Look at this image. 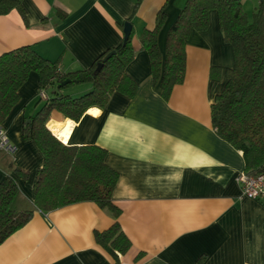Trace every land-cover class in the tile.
<instances>
[{
    "label": "crops",
    "instance_id": "1",
    "mask_svg": "<svg viewBox=\"0 0 264 264\" xmlns=\"http://www.w3.org/2000/svg\"><path fill=\"white\" fill-rule=\"evenodd\" d=\"M254 8L260 0H240ZM185 0H24L18 11L0 16V55L31 45L56 61L62 71L88 67L120 43L123 24L132 25L136 52L126 72L138 83L127 97L114 92L104 108L91 107L78 121L58 119L47 127L68 145H98L118 172L112 198L121 209L119 223L131 246L122 264H264V197H243L235 181L244 171L242 152L221 139L210 120V105L233 65L215 10L209 26L193 31L185 46V78L168 99L152 85L149 57L139 47L145 28L155 25L165 49L167 31ZM221 70L219 77L210 75ZM89 85L71 86V93ZM38 76L32 72L20 98L1 123L17 149L0 153V182L11 175L27 200L43 155L23 136V125L37 110ZM19 168L26 176L14 170ZM113 219L90 201L54 210H35L27 223L0 244V264H113L94 232Z\"/></svg>",
    "mask_w": 264,
    "mask_h": 264
},
{
    "label": "trees",
    "instance_id": "2",
    "mask_svg": "<svg viewBox=\"0 0 264 264\" xmlns=\"http://www.w3.org/2000/svg\"><path fill=\"white\" fill-rule=\"evenodd\" d=\"M24 0H0V16L18 11L24 17ZM215 10L223 41L233 51V65L226 69L222 91L210 105L211 125L216 134L242 152L244 172L264 173V0L247 16L240 0H185L170 25L165 49L158 46V34L166 16L164 8L157 14L155 25L145 28L139 47L149 57L150 78L168 99L175 85L185 78L186 42L193 31L209 26V12ZM129 22V21H126ZM124 25V24H123ZM137 42L133 28L127 40L97 56L88 67L62 71L56 61L40 55L31 45H23L0 55V127L20 98V89L34 72L38 76V106L29 122H24L23 136L31 140L43 155V163L33 182V199L27 200L15 179L6 175L0 182V244L29 221L35 210L47 212L69 204L90 201L113 219L112 224L95 231L96 243L122 264L131 246L119 223L121 209L112 198L118 172L107 165L105 148L98 145H68L48 129V121H78L91 107L104 108L114 92L133 97L138 83L126 72L133 60ZM110 52V57L97 66ZM221 70L212 68L210 75L219 77ZM68 83L62 87L59 84ZM89 85L78 93H67L71 86ZM51 89V92L47 90ZM69 89V88H68ZM26 176L19 168L14 170Z\"/></svg>",
    "mask_w": 264,
    "mask_h": 264
},
{
    "label": "built area",
    "instance_id": "3",
    "mask_svg": "<svg viewBox=\"0 0 264 264\" xmlns=\"http://www.w3.org/2000/svg\"><path fill=\"white\" fill-rule=\"evenodd\" d=\"M39 96H41L42 99H46L47 97L43 90L39 91ZM16 149V145L10 142L5 131L0 127V153L12 155L16 152ZM235 181L239 184L243 197L250 199L264 197V173L248 175L242 171L236 174Z\"/></svg>",
    "mask_w": 264,
    "mask_h": 264
},
{
    "label": "water",
    "instance_id": "4",
    "mask_svg": "<svg viewBox=\"0 0 264 264\" xmlns=\"http://www.w3.org/2000/svg\"><path fill=\"white\" fill-rule=\"evenodd\" d=\"M131 27H132V25H131L130 22H125V23H124V25H123L124 40H127L128 36H129V34H130V31H131ZM112 53H113V52L108 53V54L103 58L102 62H100V63L98 64L97 69H100V68H101L102 63L105 62V61L110 57V55H111ZM67 83H68V80H65V81L61 82V83L59 84V87H62V86H64V85H66ZM29 121H30V120H26V122H29Z\"/></svg>",
    "mask_w": 264,
    "mask_h": 264
},
{
    "label": "rangeland",
    "instance_id": "5",
    "mask_svg": "<svg viewBox=\"0 0 264 264\" xmlns=\"http://www.w3.org/2000/svg\"><path fill=\"white\" fill-rule=\"evenodd\" d=\"M246 10H247V16L251 20L252 19V12H253V10H251L250 7L249 8H246ZM68 88H70V87H68ZM68 88L65 89L67 93H69V91H72V88H71V90H69ZM47 91L48 92H51L52 90L51 89H48Z\"/></svg>",
    "mask_w": 264,
    "mask_h": 264
}]
</instances>
